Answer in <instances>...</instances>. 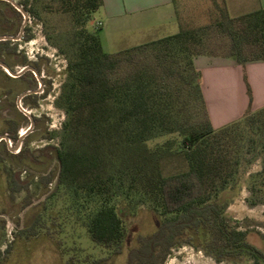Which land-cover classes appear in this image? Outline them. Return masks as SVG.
<instances>
[{"label": "trees", "instance_id": "1", "mask_svg": "<svg viewBox=\"0 0 264 264\" xmlns=\"http://www.w3.org/2000/svg\"><path fill=\"white\" fill-rule=\"evenodd\" d=\"M209 1L207 21L191 24L175 11V33L113 52L104 50L98 26H88L103 0L22 1L37 17H59L53 32L66 78L55 101L65 114L53 146L57 187L66 189L89 238L118 254L127 234L121 204L146 203L159 215L152 232L137 235L126 264H164L183 244L217 262L264 264V245L249 242L247 229L226 215L246 154L260 160L249 173L246 200L264 202V106L252 109L249 102L241 116L215 128L193 62L201 54L240 64L264 60V7L232 16L226 0ZM21 18L0 0L3 31L17 30ZM23 38H32L27 28ZM247 92L250 101L248 86ZM11 158L0 153V203L7 193H28L33 181L20 177ZM40 224L37 214L6 245L0 264H35L33 243L46 239L37 233ZM55 245L49 259L70 264Z\"/></svg>", "mask_w": 264, "mask_h": 264}, {"label": "rangeland", "instance_id": "2", "mask_svg": "<svg viewBox=\"0 0 264 264\" xmlns=\"http://www.w3.org/2000/svg\"><path fill=\"white\" fill-rule=\"evenodd\" d=\"M14 1L23 5V0ZM230 3L229 13L232 16L257 7L255 0H230ZM173 4L177 15L182 16L189 23L200 24L207 21L205 12L211 5L209 0H174ZM92 17H100L99 11L93 12ZM56 23L60 24L57 16L44 14L43 18H40L27 11L25 26L32 34V38L19 40L16 44V48L21 51L22 55L31 59L40 58L46 73L52 76L45 94L46 99L41 101L42 105L35 112L47 118V121L40 124L39 130L45 133L52 132L53 136L51 139L39 136L27 142V148L31 151L49 146L45 154L41 153L40 160L42 159L44 162L41 166H37L36 171H30V168L24 167L23 162L13 161L14 167L26 168V172H22L21 175L31 176L33 181L28 193L16 192L12 196L7 193L6 196L10 195V198L3 199L0 203V263L4 262L7 257V253L4 251L6 245L13 238L24 234L21 229L30 227L35 215L38 214L41 224L37 228V233L44 235L46 239L33 243L35 246L32 255L36 260L35 264H54L50 260L53 258L50 254V246L55 244H57L55 247L60 250L62 259L70 264H126L129 250L137 244V235L152 232L157 225L159 215L146 203L121 204L127 234L121 252L115 254L89 238L86 228L83 227L74 209L70 206L69 194L66 189L62 186L57 187L58 161L52 147L59 143L61 124L65 114L55 101L66 78V57L59 50L58 44L61 41L53 32ZM88 26L92 29L96 25L92 24L90 20ZM3 29L0 24V33L4 32ZM177 30V25L167 24L149 32H141L139 37L131 38L128 41L126 37L117 48L122 49V47L126 48L131 44L153 40L172 34ZM3 130L4 124L0 120V133ZM167 137L169 136L165 135L156 140L161 141ZM248 159H250V154H246L242 160L238 184L231 192L233 196L226 209V215L230 224H237L240 228L247 229L249 242L262 248L264 245V202L250 205L246 200L250 195L247 188L249 173L259 168L260 160L249 161ZM174 164L178 165V162H174ZM6 167L8 166L6 165ZM45 175L50 177L47 184L43 179H40ZM26 200L28 204L24 203ZM24 258L25 256H23ZM164 264L230 263L217 262L202 251L183 244L171 250Z\"/></svg>", "mask_w": 264, "mask_h": 264}, {"label": "crops", "instance_id": "3", "mask_svg": "<svg viewBox=\"0 0 264 264\" xmlns=\"http://www.w3.org/2000/svg\"><path fill=\"white\" fill-rule=\"evenodd\" d=\"M226 3L230 10V0ZM255 4L254 9L264 7V0H255ZM97 11L100 17H92L91 23L98 26L102 46L109 52L120 50L117 47L126 37L128 41L167 24L178 26L173 0H103ZM193 62L200 71L203 95L215 128L241 116L249 102L252 109L264 106V60L240 64L231 57L201 54Z\"/></svg>", "mask_w": 264, "mask_h": 264}, {"label": "flooded vegetation", "instance_id": "4", "mask_svg": "<svg viewBox=\"0 0 264 264\" xmlns=\"http://www.w3.org/2000/svg\"><path fill=\"white\" fill-rule=\"evenodd\" d=\"M21 15L22 21L17 30L5 29L0 33L17 37L0 40L11 41L9 44L0 45V61L10 70L0 64V120L4 124V130L0 133V153L12 157L13 161L23 162V166L30 168V171H36L37 166L44 162L40 160L41 153L45 154L49 146L31 151L27 148V142L39 136L51 139L46 136L47 132L39 130L40 124L47 121V118L35 111L42 105L41 101L46 99L45 94L52 76L46 73L40 58L31 59L22 55L16 48L17 42L24 39L26 30L24 26L20 32L24 21L23 14ZM1 167L3 165H0ZM13 168L21 169V178L28 176L21 175L22 172H26V168L22 169L19 166ZM46 176L40 179L44 180ZM6 198L9 199L10 195L4 196V199Z\"/></svg>", "mask_w": 264, "mask_h": 264}, {"label": "water", "instance_id": "5", "mask_svg": "<svg viewBox=\"0 0 264 264\" xmlns=\"http://www.w3.org/2000/svg\"><path fill=\"white\" fill-rule=\"evenodd\" d=\"M9 1L18 11H20L22 14H23V17H24V21L21 25V29H20V32L23 31L24 29V26H25V23H26V18H27V10L25 9V7L23 5H21L20 3L14 1V0H7ZM17 37H14V36H11V35H6V34H2L0 35V40H4V39H16ZM0 64H2L8 71L9 68L0 61Z\"/></svg>", "mask_w": 264, "mask_h": 264}]
</instances>
